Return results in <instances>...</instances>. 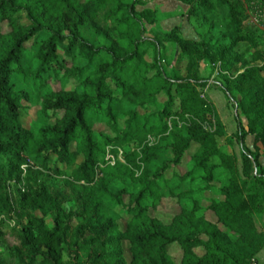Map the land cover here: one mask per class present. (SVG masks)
Returning a JSON list of instances; mask_svg holds the SVG:
<instances>
[{"label":"trees","instance_id":"obj_1","mask_svg":"<svg viewBox=\"0 0 264 264\" xmlns=\"http://www.w3.org/2000/svg\"><path fill=\"white\" fill-rule=\"evenodd\" d=\"M145 1L0 0V213L16 220L0 235V264H174L173 246L181 252L178 264H264V230L256 220L264 217V171L245 145L252 136L264 157V65H252L256 42L242 34L246 8L241 0H176L188 7L189 24L208 25V40L194 41L178 28L147 36L145 26L156 19L153 10L138 11ZM215 5L226 11L219 36L207 17H215ZM165 44L185 62L171 76L161 65ZM207 59L225 73L220 90L236 110L240 168L235 154L218 148L223 125L198 92L207 83L200 76ZM26 82L49 90L38 97L40 125L20 121V112L33 107ZM160 96L162 106L150 113ZM212 121L214 130L207 128ZM138 136L144 140L133 151ZM127 147L123 162L110 165L106 150L115 155ZM191 148L179 179L192 187L171 189L167 197L179 212L163 223L150 214L164 197L163 173ZM164 153L173 158L162 159ZM223 179L221 200L201 209L194 195ZM182 198H194L190 209Z\"/></svg>","mask_w":264,"mask_h":264},{"label":"rangeland","instance_id":"obj_2","mask_svg":"<svg viewBox=\"0 0 264 264\" xmlns=\"http://www.w3.org/2000/svg\"><path fill=\"white\" fill-rule=\"evenodd\" d=\"M241 3L243 4V9L246 8V17L243 23V29L242 34L244 36H248L255 39L256 42V48H255V54L254 56L255 60L252 65L255 66H262L264 65V0H246V3L244 4V1L241 0ZM142 9H150L155 12V19L156 23L153 26H145L146 29V35L151 37L156 32L167 34L171 32L174 28L179 29L178 35L184 39L188 40H194L198 41L202 38L204 40H208L207 37V31H208V25L205 26L201 23L200 20L192 19L191 23L189 24L187 21V11L188 7L184 4H181L177 2L176 0H146L144 8H138V11ZM226 16V11L224 8L215 5V17L212 18L211 16H207L210 18V21L214 25V32L215 36H219L223 34V30L220 27L221 24V18ZM220 18V19H219ZM213 51L215 52V47L213 48ZM163 55V61H161L162 67L165 69L166 73L171 76L174 73L178 72L179 70H182L185 66V62L181 61L179 59L180 52L178 48L173 44H165V48L162 50ZM148 59V58H147ZM225 73L220 70L219 64H216L213 59H207L201 66L200 76L207 80V83L204 88L198 89V92L201 96H203V99L206 100L214 109L218 119L223 125V130L225 133V137L223 138H217V145L220 151L224 154H235L237 157V165L240 168L241 159H240V150L237 145V142L233 138L235 132H236V124L234 120L233 114H235L236 110L233 108V106L227 102V100L224 97V94L220 90V85L222 83V76ZM210 83V84H209ZM50 88L57 90L58 85L50 84ZM25 86L26 91L30 92L32 95V108L30 109H24L20 112V121L23 125L26 127L32 125L33 123L36 125H40L43 122V117L41 116L40 112V102L38 100V97L41 94H44L46 92H49V90L46 89H39L34 86L30 85V82H26L23 85V88ZM66 89L73 88L74 84L72 82H66L64 84ZM208 87V88H207ZM207 88V89H206ZM204 90H206L204 92ZM202 98V97H201ZM159 103L156 107V109L151 110V112H155L158 110L163 103V96L159 97ZM117 112H119V107L116 108ZM119 122L122 124V117L119 115ZM241 118V117H240ZM241 121L243 125H246V121L244 118H241ZM101 126V125H98ZM207 128H211V130L216 129L215 124L212 121L211 126L207 125ZM105 134H110L108 131H105ZM144 138L142 136H138L135 141L133 142V151H137L140 146L143 143ZM245 145L255 154L259 156V163L261 164V167L264 171V157L262 154V148L260 144L255 143L254 138L252 136H248L245 139ZM194 148H191L183 157L182 161L177 165L176 167L166 170L163 173V178L166 181V184L162 185L160 187L161 192L163 193L164 197L161 198L154 210H150L151 216L159 219L163 223H169L171 219L179 212V207L174 198L167 197L168 194H170V191L176 190L177 192H183L187 191L189 186L192 187V184L187 186V184H184L182 181H180L179 177L183 176L190 166V158L193 153ZM132 150H129L127 147L125 150L118 149L117 154L112 155L109 153V149L106 150V158L109 160L110 165H113L115 160H119L123 162V156L125 153H129ZM162 159L164 160H170L172 159V155L169 153H164L162 156ZM162 159H160L157 162V166L162 165ZM40 179V178H39ZM44 179V178H43ZM26 180V179H25ZM41 180V179H40ZM225 182V179L222 180L221 185H218L215 187L212 191H208L202 195L196 196V199L198 200V204L201 207V209L206 208L211 201L215 200H221V196L219 193V188L222 186V184ZM25 181L21 183V187L25 186ZM50 184V183H49ZM9 192L14 193L15 187L13 186V183H10ZM30 185H35L32 181L30 182ZM248 184L247 181L242 179L240 182V189L241 193L245 195L247 190ZM193 188H196L194 186ZM191 190V192L195 193V190ZM14 195H16L14 193ZM194 198L186 199L182 198L181 205L186 208L190 209L192 206ZM113 213L117 216H120L124 218V214L119 209H114ZM206 217L209 221L214 222L213 215L208 212L206 214ZM13 215H4L0 213V235L3 236L6 232H9L13 227H15L16 220H14ZM120 219L119 224L121 227L124 226V219ZM258 222L259 228L264 230V217L262 218H256ZM0 236V244H3V237ZM6 241L8 240V237L4 238ZM10 243V241L8 240ZM2 247V248H3ZM125 250V258L127 261L130 260V255L127 252V245L124 246ZM0 248V251L1 249ZM169 254L171 255V258L173 260L174 264H178L181 259V252L177 246H173L169 249ZM260 261L264 262V253L260 255Z\"/></svg>","mask_w":264,"mask_h":264},{"label":"built area","instance_id":"obj_3","mask_svg":"<svg viewBox=\"0 0 264 264\" xmlns=\"http://www.w3.org/2000/svg\"><path fill=\"white\" fill-rule=\"evenodd\" d=\"M210 84V83H209ZM208 88V87H207ZM206 88V89H207ZM206 90H204V92H205ZM202 98H203V96H201ZM27 167H28V165H22L21 167H20V170L22 171V174L23 175H25V173H26V170H27Z\"/></svg>","mask_w":264,"mask_h":264}]
</instances>
